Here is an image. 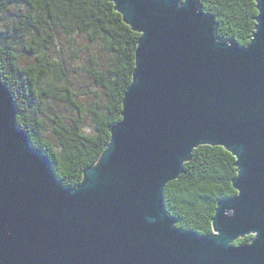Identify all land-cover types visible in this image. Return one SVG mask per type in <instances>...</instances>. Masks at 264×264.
<instances>
[{"label":"water","instance_id":"obj_1","mask_svg":"<svg viewBox=\"0 0 264 264\" xmlns=\"http://www.w3.org/2000/svg\"><path fill=\"white\" fill-rule=\"evenodd\" d=\"M111 2L141 35L136 67L77 187L17 126L0 70V264H264V0L246 47L220 40L200 0ZM201 146L224 148L238 172L208 236L177 228L164 199Z\"/></svg>","mask_w":264,"mask_h":264},{"label":"trees","instance_id":"obj_2","mask_svg":"<svg viewBox=\"0 0 264 264\" xmlns=\"http://www.w3.org/2000/svg\"><path fill=\"white\" fill-rule=\"evenodd\" d=\"M200 10L215 17L218 36L224 43L236 40L250 44L258 15L255 0H200ZM87 37L100 43L107 55L104 71H93L104 102L91 109L93 133H87L84 108L71 89L63 100L79 117L70 122L55 121V145L45 136L38 113L42 107V85L57 75L55 62L46 60L23 66L20 50L44 57L65 38ZM141 35L134 32L111 0H0V70L2 82L14 97L16 124L26 131L31 144L50 158L57 177L65 187L75 188L87 169L94 167L110 144L111 130L122 121L123 100L133 82L136 50ZM60 71L63 73L61 67ZM236 159L222 147L201 146L184 165L179 179L165 189L167 210L182 231L208 236L219 202L237 192ZM253 236L235 245L249 244Z\"/></svg>","mask_w":264,"mask_h":264},{"label":"rangeland","instance_id":"obj_3","mask_svg":"<svg viewBox=\"0 0 264 264\" xmlns=\"http://www.w3.org/2000/svg\"><path fill=\"white\" fill-rule=\"evenodd\" d=\"M44 57L39 51L33 54L26 53L24 47L20 50V64L23 66L40 62L46 59L55 62L56 76L46 80L42 85V107L38 113L45 126V136L55 145L57 144L52 128L55 121L70 122L79 114L63 100L64 89L68 87L74 93L75 100L84 108L83 121L87 133H93V124L89 116L92 109L104 102V93L101 91L93 75V71H104L107 55L100 43H94L87 37L65 38L59 45L50 49ZM63 69V73L60 69Z\"/></svg>","mask_w":264,"mask_h":264}]
</instances>
